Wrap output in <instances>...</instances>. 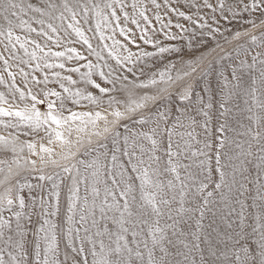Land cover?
Segmentation results:
<instances>
[{"label":"snow or ice","instance_id":"obj_1","mask_svg":"<svg viewBox=\"0 0 264 264\" xmlns=\"http://www.w3.org/2000/svg\"><path fill=\"white\" fill-rule=\"evenodd\" d=\"M0 264H264V0H0Z\"/></svg>","mask_w":264,"mask_h":264},{"label":"rangeland","instance_id":"obj_2","mask_svg":"<svg viewBox=\"0 0 264 264\" xmlns=\"http://www.w3.org/2000/svg\"><path fill=\"white\" fill-rule=\"evenodd\" d=\"M181 2L183 3V0H181ZM165 19H167V17H165ZM183 22V21H182ZM185 23H187V22H185ZM158 26V25H157Z\"/></svg>","mask_w":264,"mask_h":264}]
</instances>
